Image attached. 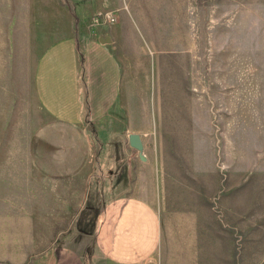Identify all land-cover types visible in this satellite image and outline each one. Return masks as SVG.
I'll use <instances>...</instances> for the list:
<instances>
[{"label": "rangeland", "instance_id": "obj_1", "mask_svg": "<svg viewBox=\"0 0 264 264\" xmlns=\"http://www.w3.org/2000/svg\"><path fill=\"white\" fill-rule=\"evenodd\" d=\"M41 1L74 35L81 76L67 88L112 73L114 50L135 57L120 63L124 77L153 74L149 106L168 142L143 144L144 171L232 205L240 215L224 228L238 254L224 264H264V0ZM27 2L0 0V227L9 228L0 264H87L98 200L124 171L63 169L76 133L34 108L32 47L20 30ZM179 136L186 143L170 142ZM192 171L221 174L196 182Z\"/></svg>", "mask_w": 264, "mask_h": 264}, {"label": "crops", "instance_id": "obj_2", "mask_svg": "<svg viewBox=\"0 0 264 264\" xmlns=\"http://www.w3.org/2000/svg\"><path fill=\"white\" fill-rule=\"evenodd\" d=\"M25 5L20 30L27 33L32 47V98L37 116L67 124L76 133L64 142L71 145V167L63 169L95 171L98 165L100 171H124L105 185L98 200L101 209L93 222L87 264H224V257L230 263L238 252L224 220L230 224L232 215L240 213L233 212L229 203L212 199L197 184L175 183L174 174L144 171L138 153L134 150V159L123 147L130 135L140 136L142 144L168 142V137L159 134L161 125L149 106L154 100L152 73L124 77L120 63H134L135 57L122 58L114 50L109 55L112 73H92L77 89L67 88L65 83L80 82L81 76L74 35L62 24V16L44 14L52 8L46 1L29 0ZM101 38L109 37L98 41ZM110 43L111 39L103 45ZM179 138L170 142L186 143V136ZM116 144L120 147L109 146ZM216 173L220 171H192L189 176L199 182ZM248 209L243 212L246 216ZM8 233L3 223L0 235L5 252Z\"/></svg>", "mask_w": 264, "mask_h": 264}, {"label": "water", "instance_id": "obj_3", "mask_svg": "<svg viewBox=\"0 0 264 264\" xmlns=\"http://www.w3.org/2000/svg\"><path fill=\"white\" fill-rule=\"evenodd\" d=\"M100 43H109L110 42V39L109 38H101L99 40ZM128 142H129V146L135 150L137 153H138V157L141 161H145L146 158L143 154V144L141 142V139H140V136L138 135H130L128 137Z\"/></svg>", "mask_w": 264, "mask_h": 264}]
</instances>
